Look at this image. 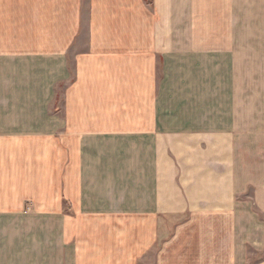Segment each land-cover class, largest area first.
<instances>
[{
	"label": "crops",
	"instance_id": "crops-1",
	"mask_svg": "<svg viewBox=\"0 0 264 264\" xmlns=\"http://www.w3.org/2000/svg\"><path fill=\"white\" fill-rule=\"evenodd\" d=\"M262 57L264 0H0V264H264Z\"/></svg>",
	"mask_w": 264,
	"mask_h": 264
},
{
	"label": "rangeland",
	"instance_id": "rangeland-1",
	"mask_svg": "<svg viewBox=\"0 0 264 264\" xmlns=\"http://www.w3.org/2000/svg\"><path fill=\"white\" fill-rule=\"evenodd\" d=\"M250 4H251V1H250ZM254 5H255V2H254ZM253 10L255 11V7H253ZM254 16H250V22L252 24L255 23ZM249 39L256 41L257 32L250 30ZM247 67H248V73H249L250 98H251V102L255 103L258 98V95L256 94L255 91L260 87L264 90V58L262 57L260 60L258 58L254 59V61L250 62V64H248Z\"/></svg>",
	"mask_w": 264,
	"mask_h": 264
}]
</instances>
